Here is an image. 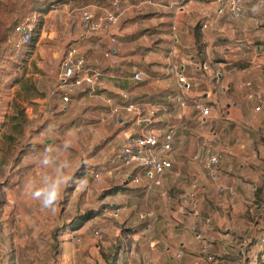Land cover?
I'll list each match as a JSON object with an SVG mask.
<instances>
[{
    "label": "crops",
    "instance_id": "obj_1",
    "mask_svg": "<svg viewBox=\"0 0 264 264\" xmlns=\"http://www.w3.org/2000/svg\"><path fill=\"white\" fill-rule=\"evenodd\" d=\"M23 1L30 8L31 2L46 0ZM48 1L58 5L52 4L43 17L56 18L62 12L64 42L57 47L51 41L46 50L39 49V66L50 59L59 69L65 47L74 46L100 72L96 92L87 89L70 101L76 105L73 116L78 114L82 126L65 122V126L72 125L66 139L81 130L85 138L87 131L92 135L89 144L103 142L99 154L90 160V165L98 166V176L91 179L92 170L83 176L87 198L98 196L103 214H110L115 206L122 208L119 215H113L119 227H114L112 237L107 235L100 245L92 246L97 264H110L111 255L116 258L113 264H192L204 245L223 264H257L264 258V96L249 99L247 94L264 87V0H247L244 16L234 22L227 14H218L216 0H122L117 26L93 35H84L81 9L103 15L113 0ZM3 2L7 0H0L5 33L25 12L3 7ZM173 24L176 46L171 56ZM50 30L49 38L54 40L57 27ZM137 72L142 74L140 81L134 78ZM180 73L190 83L184 91L185 109L174 99ZM194 100L211 107L205 125L201 123L202 133L195 121L200 116L191 107ZM127 103L152 114L149 131L174 130L172 166L161 185L151 190L145 179L135 184L128 180L129 170L109 162L125 135L141 131L134 114L123 109L113 112L114 106ZM43 141L47 147L53 139ZM206 147L223 155L218 182L208 179L193 159ZM31 167L27 179L38 171L37 166ZM18 180L9 177L1 186L6 199L0 209V227L11 248L7 264H66L70 259L75 264L79 256L72 247L80 241L76 232L83 227L74 228L68 239H62V233L55 236L62 207L55 213L43 209L26 195ZM193 181L200 185L196 206L186 197ZM220 186L231 187L233 192L221 193ZM27 206L31 212H26ZM150 210L153 218L139 217ZM79 222H69L70 229ZM55 237L59 238L57 256L51 255ZM83 252H90L88 245Z\"/></svg>",
    "mask_w": 264,
    "mask_h": 264
},
{
    "label": "rangeland",
    "instance_id": "obj_2",
    "mask_svg": "<svg viewBox=\"0 0 264 264\" xmlns=\"http://www.w3.org/2000/svg\"><path fill=\"white\" fill-rule=\"evenodd\" d=\"M31 3L30 8L23 0H7V2L1 3L3 7H9L12 11L25 12L21 20L32 19L34 21L35 36L29 45L17 49L13 44H10V36L15 23H12L11 28L3 33L5 27L1 26L3 21L0 20V209L6 199L1 190L3 183L9 177H14L19 178L17 183L23 185L27 179L25 174L33 168L31 167L32 164L37 166L34 159L30 158L32 152L35 149L43 151L51 146L55 158L69 162L67 174L74 178V182L65 187L58 204V207H62L63 213H57L60 221L54 229L55 236L62 233V239H68L67 237H70L71 232L75 231L74 228L79 230L83 227L81 232H76L80 241H76L72 247V250L76 252L75 255L79 256L78 260L76 258L75 264H97L94 257L96 252L92 246L94 243L100 245L101 241L97 240L92 233L90 234L91 229L97 225H102L105 231L104 237L107 235L112 237L114 227H119L118 220L115 219L112 212L108 211L110 214H103L102 207H98V196L93 194L92 197L87 198L85 194V189L88 188L83 183L85 179L83 176L86 171L92 170L91 179H96L95 173H98V166L95 165V168V166L90 165V160L95 159L99 154V150L103 148V142L101 140L99 144L91 145L88 142L92 141L93 137L88 134V131L85 138L81 130H74L72 140L75 141V146L67 150L64 148L63 144L67 132L72 126H65V122L75 124L72 126L75 128L82 126L78 114L75 115L74 113L75 116H73V107L76 105H72L71 102L64 103L61 99L57 89L59 71L57 64L49 59L48 61L44 60L45 65L43 67L39 66L41 57L39 56V49L45 48L46 50V45L50 44L51 41L52 43L55 42L57 47L64 42L63 18L60 17L62 12L60 15L57 14L56 18H45L43 13L46 14L52 9V4L57 6L58 2L46 0L42 3ZM52 26L57 27L54 40L49 38ZM66 48L68 46L65 47V50ZM51 49H53V45H50L48 51L51 52ZM70 116H73L72 120L69 119ZM195 121L199 124V132L202 133L201 127L205 125L206 120L198 118ZM47 137H51L53 142L46 147L43 140ZM36 168L38 173H33L34 178H40V175L47 172L46 169H41L38 166ZM30 209L27 206L26 212H31ZM39 213L42 216L43 213L41 211ZM76 220L78 222L80 220L81 223L79 222L77 226L74 224L76 227L72 226L73 229H70L68 223ZM109 228L112 230L108 234ZM1 232L0 227V264H7L10 263L7 260L9 259L7 255L11 251L10 241L5 239ZM58 239L55 237L51 255L55 253L57 256ZM86 245H88L90 252L84 254L83 250ZM85 256L88 258L83 259ZM72 263V259L66 262V264ZM257 264H264V258H259Z\"/></svg>",
    "mask_w": 264,
    "mask_h": 264
},
{
    "label": "built area",
    "instance_id": "obj_3",
    "mask_svg": "<svg viewBox=\"0 0 264 264\" xmlns=\"http://www.w3.org/2000/svg\"><path fill=\"white\" fill-rule=\"evenodd\" d=\"M216 2L218 4V14H227L231 22L242 18L245 14L247 0H216ZM122 12V0H113L111 9H108L103 15H97L89 8H82L80 19L84 35L112 31L117 26ZM203 27H207V23H204ZM175 29L176 26L173 24L170 49L171 56L175 53ZM34 30L35 24L32 19L19 21L13 27L10 44H13L17 49L26 47L33 40V36L35 35ZM111 41L114 42L115 37H112ZM134 78L140 81L142 80V74L137 72L134 74ZM99 80L100 72L87 64L85 55L77 47L69 46L60 60L57 76V89L62 101L64 103L70 102L73 97L87 89L96 92ZM178 81L180 85L176 89L174 99L181 108L185 109L188 106V100L184 97V91L190 88V83L181 73L178 76ZM247 96L249 99L264 96V87L258 92L250 91ZM106 102H111V99L106 98ZM259 102L262 103L261 98ZM191 107L203 120H206L211 115V107L203 101L194 100ZM260 108V105L256 106L257 110H260ZM122 109L126 113L135 115L137 124L141 125V131L125 135L120 146L111 155L109 162L114 167L129 170L128 180L135 184H140L145 179V182L148 184L147 187L151 190L153 187L161 185L164 173L172 166L170 155L173 150L174 130L169 129L163 134L149 131L148 128L153 124L152 114L144 112L143 108L136 103L114 106L113 112L119 113ZM193 159L201 164L208 179L219 181L220 164L223 159L221 153L214 152L211 148L206 147L202 154L194 155ZM95 175L98 176L97 173ZM199 190V183L193 181L186 195L187 199L194 206L198 203L197 195ZM219 191L221 193L231 194L233 189L228 186H220ZM111 210L112 214L116 216L121 213L122 208L115 206ZM146 216L153 218L155 216L153 210L139 215L140 218ZM91 233L99 241L104 239L105 233L102 225L95 226L91 229ZM177 256H181V253H178ZM203 263L223 264V261L211 253L207 249V246L204 245L192 264Z\"/></svg>",
    "mask_w": 264,
    "mask_h": 264
},
{
    "label": "clouds",
    "instance_id": "obj_4",
    "mask_svg": "<svg viewBox=\"0 0 264 264\" xmlns=\"http://www.w3.org/2000/svg\"><path fill=\"white\" fill-rule=\"evenodd\" d=\"M63 146L67 150L75 146V141L66 139ZM33 159L38 167L46 169L47 172L38 179H26L25 193L32 200L38 201L43 209L55 213L65 187L74 182V178L67 174L70 164L68 161L55 158L51 146L43 151H36Z\"/></svg>",
    "mask_w": 264,
    "mask_h": 264
},
{
    "label": "trees",
    "instance_id": "obj_5",
    "mask_svg": "<svg viewBox=\"0 0 264 264\" xmlns=\"http://www.w3.org/2000/svg\"><path fill=\"white\" fill-rule=\"evenodd\" d=\"M58 1H62V0H58ZM45 10V9H44ZM35 36V35H34ZM34 36H33V40H34ZM112 257V262L110 264H113V262H115L114 260H116L115 256L111 255Z\"/></svg>",
    "mask_w": 264,
    "mask_h": 264
}]
</instances>
